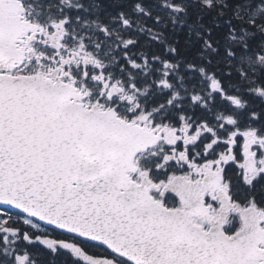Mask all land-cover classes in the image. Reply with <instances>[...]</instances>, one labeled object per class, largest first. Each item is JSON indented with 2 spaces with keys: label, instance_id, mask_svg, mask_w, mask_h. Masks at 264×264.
Listing matches in <instances>:
<instances>
[{
  "label": "snow or ice",
  "instance_id": "6c2138e0",
  "mask_svg": "<svg viewBox=\"0 0 264 264\" xmlns=\"http://www.w3.org/2000/svg\"><path fill=\"white\" fill-rule=\"evenodd\" d=\"M0 264H264V0H0Z\"/></svg>",
  "mask_w": 264,
  "mask_h": 264
}]
</instances>
